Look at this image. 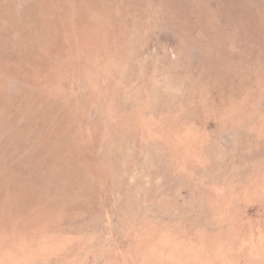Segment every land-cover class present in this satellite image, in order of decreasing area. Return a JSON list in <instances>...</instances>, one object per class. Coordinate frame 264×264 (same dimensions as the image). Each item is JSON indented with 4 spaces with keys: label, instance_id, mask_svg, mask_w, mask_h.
<instances>
[{
    "label": "rangeland",
    "instance_id": "obj_1",
    "mask_svg": "<svg viewBox=\"0 0 264 264\" xmlns=\"http://www.w3.org/2000/svg\"><path fill=\"white\" fill-rule=\"evenodd\" d=\"M0 264H264V0H0Z\"/></svg>",
    "mask_w": 264,
    "mask_h": 264
}]
</instances>
